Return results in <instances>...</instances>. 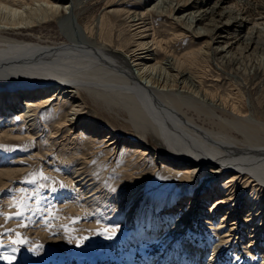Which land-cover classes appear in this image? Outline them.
I'll return each mask as SVG.
<instances>
[{
    "label": "bare ground",
    "instance_id": "bare-ground-1",
    "mask_svg": "<svg viewBox=\"0 0 264 264\" xmlns=\"http://www.w3.org/2000/svg\"><path fill=\"white\" fill-rule=\"evenodd\" d=\"M144 1L151 8L150 4L156 0ZM188 1L157 0L148 12L137 13L106 5L98 9L90 24L81 25L80 16L94 7V0H0V10L4 13L21 15L27 7L30 11L16 21L0 25V123L6 125L5 130H0V140L6 141L14 126L13 113H19L29 135H40L42 128L35 113L54 105L65 111L66 118L53 125L47 139L52 144L61 143V149L54 151L52 157L64 160L68 169L62 167L61 173L69 185L76 186L75 176L80 168L76 165V154L83 153L76 143V129L93 144L100 140L105 147L115 149L122 143L128 153L134 149L138 162L150 154L152 161L158 160L162 166L172 167L174 173H181L178 183L181 192L193 189L191 196L195 198L187 205V212L180 205L174 224L162 228L163 237H170L174 230L183 233L195 206L193 201L198 196L195 194L205 180L211 181L209 196L202 197L199 204L208 203L210 194L216 195L206 210L210 214L209 224L215 225L212 221L215 213L226 210L216 224L218 231L226 228L220 232L219 243H229L235 237L237 222L231 217L236 215L240 197L245 192L249 194L243 222L248 235L247 249L253 250L264 232V111L256 107L249 114L244 107L242 110L211 93L204 87L201 64L207 63L210 56H217L224 66L233 70L235 77H253L252 82L244 83V88L252 95L257 89L256 96L264 81L261 65L251 66L248 71L241 65L246 62L244 54L248 52L251 58L264 60V18L253 20L241 14L237 5L229 6L224 0H216L212 5L207 4L210 0H199L194 11L188 8ZM256 5L264 10V4ZM151 12H164L163 16L178 28L179 35L201 40L206 51L179 57L170 54L162 47L163 41L149 32L146 16ZM109 15L123 17L127 24L128 31L122 34L121 43L104 39L110 25ZM50 23L58 28L62 41L42 39L34 34L36 31L41 34V29ZM215 41L220 43L217 48L212 47ZM236 46L237 52H233ZM157 51L163 53L162 58ZM161 69L167 73L162 77ZM38 84L46 85L47 90L37 88ZM79 91L104 107L107 100L112 102L108 105L110 109L125 111L130 122L142 125L157 150L142 147L139 142L119 140L116 134L102 130L90 111H85L78 99ZM223 138L229 142L223 144ZM43 155L37 153L36 157ZM22 169L20 165L13 169L0 168V187L13 185L12 180ZM205 171L208 174L201 178ZM222 179L228 185L225 193L214 187ZM251 193H257L259 198L254 200ZM88 202L92 201L86 200L83 206ZM135 203L130 206L131 211ZM124 219L128 222L132 215L129 213ZM148 233L149 237H156L152 229ZM217 251V245L213 246V255ZM212 261L208 264H213Z\"/></svg>",
    "mask_w": 264,
    "mask_h": 264
},
{
    "label": "rangeland",
    "instance_id": "rangeland-1",
    "mask_svg": "<svg viewBox=\"0 0 264 264\" xmlns=\"http://www.w3.org/2000/svg\"><path fill=\"white\" fill-rule=\"evenodd\" d=\"M94 1L96 6H92L80 16L81 25L90 24L98 11L106 5L137 13L151 10L157 2H152V7L149 8L148 2L144 0ZM197 1L199 0L188 1V8L194 11L193 7ZM215 2L216 0H210L207 4L212 5ZM224 2L229 6L237 5L241 14L253 20L259 16L264 18V10L256 8V4L263 5L264 0ZM27 9L28 7L21 10L22 17L29 14ZM21 15L0 10V25L16 21ZM163 15L164 12H151L146 16V23L150 28L149 32L163 41L162 47L167 48L170 54L179 57L191 52L206 51L201 40H193L185 34L179 35L178 28L173 27L171 20ZM108 20L110 25L105 30L104 39L115 44L121 43L122 34L128 31L125 20L114 15H109ZM34 34L42 39L62 41L60 31L52 23L44 26L41 34H37V31ZM217 42L212 43L213 48L218 47L220 43ZM237 48L236 46L233 52H237ZM157 53L159 58L163 57V53ZM251 56L249 52L244 54L247 59L241 67L248 71L251 66L260 64V73L264 75V60ZM220 60L212 55L207 63L201 64L204 87L238 108L243 110L244 107L249 114L256 107L264 111V81L256 96L257 89L253 91V95L252 92L249 94L244 88V83L247 80L252 82L253 77H235L233 70L224 66ZM164 72L166 73L161 69V77ZM36 87L47 90L46 85L38 84ZM78 99L82 101L85 111H90L91 118L96 120L105 132L116 134L119 140L139 142L142 147L148 146L157 150L142 125L137 126L130 122L125 111L110 109L108 105L112 102L106 100L105 104L108 105L104 107L93 97L80 91ZM35 114L36 120L40 122V129L42 128L38 134L42 136L29 135L19 113H13L14 126L10 133H7L6 141L3 138L0 140V168L13 169L17 165L23 168L12 180L13 185L0 187V264H9V260L11 264H208L212 259L213 264H264V232L260 235L256 247L253 250L247 249L248 235L245 234L243 222L247 212V192L240 197L236 215L231 217L232 221L235 217L237 228L235 237L229 243H219L220 232L222 234L226 228L219 231L216 229L217 222H220L221 215L225 214L226 210L215 213L212 216L215 225L209 224L210 214L206 210L216 195L210 194L208 203L199 204L202 197L209 196L211 181L205 180H202V189L195 194L198 196L196 201H193L195 206L187 218L185 230L183 233L174 230L173 236H165L170 238L166 239L162 236V228L172 226L175 214L177 217L180 211V205L182 208L186 207L187 212V205L195 198L191 196L192 188L180 191L181 185L178 183L181 173H174L172 167H164L158 160L152 161L150 154L138 162V154L132 151L134 149H131L132 154H129L122 143L115 149L111 146L105 147L100 140L93 144L76 129V143L78 142V147L83 148V153L76 154V165L80 168L75 176L76 186H71L66 182V176L61 173L62 167L68 169L64 166V160L61 157H52L54 151L61 149V143L59 146L51 141L49 143L47 139L53 125L63 122L66 113L54 105H49ZM4 124L0 123V130H5ZM223 139V144L229 142ZM41 152L44 155L36 157V154ZM207 174L205 171L201 178ZM214 187L224 193L228 189L225 179L217 181ZM247 189L251 190L250 187ZM256 194L251 193L254 200L257 198ZM207 197L205 198L209 199ZM86 200L93 203L88 202V205L83 206ZM134 201L135 207L131 211L130 206ZM129 213L132 219L127 222L124 218ZM149 229L153 230L156 237L148 236ZM216 245L218 251L213 255L212 247ZM189 249L192 250L190 253ZM202 253L203 256H200Z\"/></svg>",
    "mask_w": 264,
    "mask_h": 264
},
{
    "label": "snow or ice",
    "instance_id": "snow-or-ice-1",
    "mask_svg": "<svg viewBox=\"0 0 264 264\" xmlns=\"http://www.w3.org/2000/svg\"><path fill=\"white\" fill-rule=\"evenodd\" d=\"M43 178V177H41ZM19 214V213H18ZM19 241H12V243H18ZM9 264H11V260H9Z\"/></svg>",
    "mask_w": 264,
    "mask_h": 264
}]
</instances>
